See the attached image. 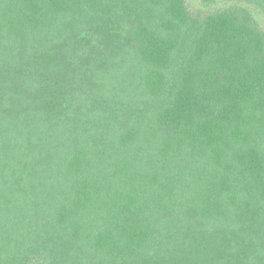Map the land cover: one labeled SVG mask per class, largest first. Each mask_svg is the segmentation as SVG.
Listing matches in <instances>:
<instances>
[{"label": "trees", "instance_id": "16d2710c", "mask_svg": "<svg viewBox=\"0 0 264 264\" xmlns=\"http://www.w3.org/2000/svg\"><path fill=\"white\" fill-rule=\"evenodd\" d=\"M0 264H264V0H0Z\"/></svg>", "mask_w": 264, "mask_h": 264}]
</instances>
